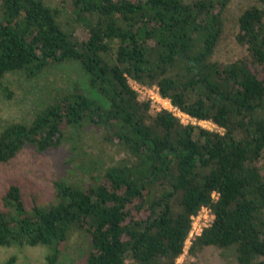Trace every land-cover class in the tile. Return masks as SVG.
Listing matches in <instances>:
<instances>
[{"label": "trees", "instance_id": "obj_1", "mask_svg": "<svg viewBox=\"0 0 264 264\" xmlns=\"http://www.w3.org/2000/svg\"><path fill=\"white\" fill-rule=\"evenodd\" d=\"M232 0H70L78 37L62 10L43 0H0V93L5 76L42 75L75 63L100 98L53 86L30 122L0 129V163L24 148L72 146L91 128L124 157L76 165L84 182L53 183L54 202L26 207L10 185L0 199V247L45 246L58 264L72 234L83 264H183L191 218L202 207L212 224L189 253L231 250L238 264H264V0L237 19L235 40L247 55L213 60ZM156 86L196 121L152 112L128 80ZM105 102V103H104Z\"/></svg>", "mask_w": 264, "mask_h": 264}, {"label": "rangeland", "instance_id": "obj_2", "mask_svg": "<svg viewBox=\"0 0 264 264\" xmlns=\"http://www.w3.org/2000/svg\"><path fill=\"white\" fill-rule=\"evenodd\" d=\"M47 4L57 6L62 10L64 21L72 25L76 36L83 37L84 31L80 26L71 21L70 0H43ZM134 1V0H132ZM256 5L261 7L262 0H232L224 14V32L219 40L212 59L229 63L247 55L244 47L237 44L238 16L248 7ZM5 85L11 92V98H6L0 93V129L8 123L30 122L33 114L41 107L48 90L58 86L65 91H73L75 87L93 98H100L95 91L89 88L86 77L75 63L55 64L50 66L42 75L28 78L22 73L14 72L5 76ZM132 88L137 83L128 80ZM149 87V86H145ZM154 86H150L152 88ZM138 95V94H137ZM139 98L140 95H138ZM142 100V99H141ZM105 103V102H104ZM151 111L156 112V106L150 104ZM168 106V105H167ZM195 124H198L195 122ZM199 125V124H198ZM200 126L208 130L219 128L211 122L200 123ZM104 131L91 128L82 144V154L73 157L72 145L69 142L56 149L42 153L32 147L24 148L16 157L7 163H0V199L4 196L10 185H16L20 189L22 199L26 207L33 205L46 206L54 202L55 181L65 179L68 181L84 182L76 165L83 162L93 165L95 160L110 163L124 157L121 148L109 145L103 141ZM191 242H187L182 255L177 259L183 264H238L235 254L231 250H222L216 247H205L195 256L190 255ZM49 248L45 246H11L0 247V264H47L46 256ZM85 258V246L82 237L72 234L63 247L58 264H83Z\"/></svg>", "mask_w": 264, "mask_h": 264}, {"label": "built area", "instance_id": "obj_3", "mask_svg": "<svg viewBox=\"0 0 264 264\" xmlns=\"http://www.w3.org/2000/svg\"><path fill=\"white\" fill-rule=\"evenodd\" d=\"M133 89L141 97H138V100L149 102L152 105H157L156 112L167 110L171 112L175 117L179 118L180 122H182L183 124H195V122H197L200 125V123H209L208 121H196L195 119H192L190 116L181 112L177 107L171 105L168 99L162 98L160 96L158 88L156 86L149 88L137 84V87ZM213 126L215 125L213 124ZM213 220L214 215L208 207H202L197 215L192 216L191 229L185 241V246L188 241L191 242L194 237L199 236L205 228H208L212 224Z\"/></svg>", "mask_w": 264, "mask_h": 264}]
</instances>
